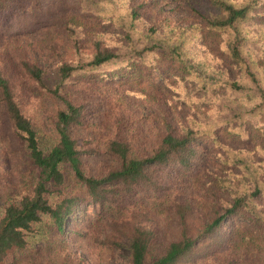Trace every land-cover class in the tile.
<instances>
[{"label":"trees","instance_id":"trees-1","mask_svg":"<svg viewBox=\"0 0 264 264\" xmlns=\"http://www.w3.org/2000/svg\"><path fill=\"white\" fill-rule=\"evenodd\" d=\"M178 1L0 0V264H264V0Z\"/></svg>","mask_w":264,"mask_h":264},{"label":"rangeland","instance_id":"rangeland-1","mask_svg":"<svg viewBox=\"0 0 264 264\" xmlns=\"http://www.w3.org/2000/svg\"><path fill=\"white\" fill-rule=\"evenodd\" d=\"M166 2H171L172 5H167L163 7V12L166 13L169 10H172L173 6H178L180 2L178 0H165ZM180 14H184V9H180ZM184 16V15H183ZM29 42L33 43L35 41H39V37L36 35H31L28 38ZM25 41V40H24ZM49 51V52H48ZM47 44H44L43 47H40V49L36 52H34L33 56L37 59L41 60L44 65H51L54 61H57V58L52 54ZM21 55L23 57L26 56V52H21ZM58 101V100H57ZM54 102V101H53ZM58 105H62L61 101L57 102ZM55 104V103H54ZM235 148H238L239 145H234ZM91 164V172L94 175L100 174L102 170L107 168H111L115 166V162L107 158L106 156H96L89 160ZM81 216H83L82 213H78L76 215L77 219H81ZM91 220L95 221L97 218L95 216L90 217ZM70 227L67 229L70 234L67 236L66 240V246L67 249L74 255L85 259V264H129L128 261V252L124 249H110L104 245H102L99 241H103L106 239V236H111L110 229H103L102 224H99V234L100 239L95 240L91 235L86 232L89 230L87 227H82L83 234L76 235V233H73L75 231V221H72V219L69 221ZM173 230H175L173 228ZM174 235L173 238L178 237V231H173ZM60 243V242H59ZM61 244V243H60ZM66 257V251L63 253L61 252H54L52 255V258L57 260L58 262H62ZM30 257H27L25 254L24 256H18L17 261L8 262L7 264H31L29 262ZM34 264H40V262H36L34 260Z\"/></svg>","mask_w":264,"mask_h":264}]
</instances>
